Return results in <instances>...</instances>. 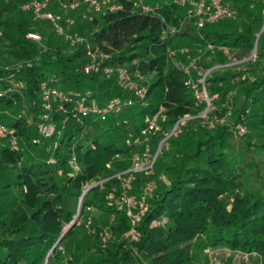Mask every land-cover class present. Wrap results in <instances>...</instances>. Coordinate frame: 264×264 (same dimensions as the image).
I'll list each match as a JSON object with an SVG mask.
<instances>
[{"label":"trees","instance_id":"1","mask_svg":"<svg viewBox=\"0 0 264 264\" xmlns=\"http://www.w3.org/2000/svg\"><path fill=\"white\" fill-rule=\"evenodd\" d=\"M29 1L0 0V122L18 144L13 150L11 135L0 139V264H197L199 251L217 247L264 264V0H220L231 15L202 26L193 6L199 0H99L103 13L67 30L108 55L91 73L83 71L84 45L24 9ZM75 1L83 0H52L48 9L58 13L59 2ZM30 31L40 40L28 38ZM196 52L204 68L222 65L206 76V91L214 113L228 103L229 125L198 117L206 106L190 83L198 75L183 68ZM228 52L241 62L230 65ZM105 65L125 67L144 97L105 73ZM46 82L88 92L92 105L115 98L133 104L105 119L54 112L55 133L43 137L37 122ZM160 107L152 152L176 122L178 131L154 161L153 189H142L144 172L132 173L129 193L145 203L132 209L138 239L129 240L123 188L109 167L132 165L115 159L127 157ZM240 125L249 128L247 140L236 139ZM104 228L111 235L103 246Z\"/></svg>","mask_w":264,"mask_h":264},{"label":"built area","instance_id":"2","mask_svg":"<svg viewBox=\"0 0 264 264\" xmlns=\"http://www.w3.org/2000/svg\"><path fill=\"white\" fill-rule=\"evenodd\" d=\"M52 0H30L27 4L23 6L24 9H30L33 11L34 15L38 19H46L49 20L56 28L57 32L63 35L67 40H69L72 44H83L85 53L88 57L87 63L83 66V71L85 73L91 72H98L101 70L102 65L106 59H108V55H105L99 52L97 49H93L91 43L83 36H79L73 34L61 27L60 21L62 17L48 9V6ZM186 0H173L175 4H182ZM80 4L85 6L86 12L92 13H103V7L99 0H83L81 3L79 1L66 3L60 2L63 8L75 9ZM114 6L111 7L113 9ZM142 9L145 11H150L151 8L145 5H142ZM195 14L199 16L201 19L198 23L199 26H202L204 22L213 21L219 17L224 15L230 16L231 12L223 7L220 3V0H199L197 4V9ZM69 25L73 23V20L67 21ZM173 30V29H172ZM260 32H264V21ZM27 37L33 40L39 41L40 35L29 32L27 33ZM208 48L211 49L212 46L208 45ZM255 53H252L250 57ZM253 57V56H252ZM185 72L188 75L192 73L188 69V67L183 66ZM103 71L107 74H113L119 76L122 82L133 92L136 93L138 97L143 98L146 89L139 87L136 82L132 79L131 74L125 67L117 66L112 67L109 65H105L103 67ZM206 74H203L196 82L193 79L190 80L192 88L195 91L198 99V89L196 85H201L203 89H206V82H205ZM56 79H50L49 82H55ZM49 82L43 83L41 86L42 92V107L43 111L39 116V120L37 122L38 130L43 137H50L55 133L56 127L53 121V113L60 112L65 115L66 118L69 116L79 120L81 117L87 116L89 114L97 115L100 119H105L111 113H118L122 108L130 106L133 104L132 99L128 98H115L113 100L108 101L103 106L92 105L88 103L89 93H83L77 90H67L62 91L59 90L57 87L51 85ZM199 101V100H198ZM163 108L160 107L159 111L156 113L153 118L149 119L147 125L141 130V134L145 135L150 131H157L159 130V123L158 119L162 115ZM65 121L62 122V127H64ZM239 131L244 133L245 127L239 126ZM11 135V131L7 129L5 124L0 122V139L5 138L6 136ZM12 136V135H11ZM138 139V138H136ZM135 139V142L137 141ZM10 147L13 150H18V144L16 142V138L14 136L11 137L9 141ZM144 159H135V163L127 170L126 174L127 177L123 183V190L119 196V201L126 206L127 215L131 219L130 229L126 233V237L131 240L138 239V232L136 230V221L138 219L132 212L134 206H138L140 209L144 206V199L134 200L131 198L127 193V189L130 185L131 180V173L141 170L143 168H151L154 162L155 157L151 159V154L149 153V145L148 143L145 146V153L143 154ZM144 160V162H143ZM148 188H145L144 191L146 192ZM109 198L112 197L110 194ZM244 259H248L246 254H243Z\"/></svg>","mask_w":264,"mask_h":264},{"label":"rangeland","instance_id":"3","mask_svg":"<svg viewBox=\"0 0 264 264\" xmlns=\"http://www.w3.org/2000/svg\"><path fill=\"white\" fill-rule=\"evenodd\" d=\"M198 2L199 1H197L196 3H193V6L195 7L194 9H197ZM59 6L61 8L58 7V9L60 10V12H58V14L65 21L64 25H61V27H63V29H65V30H69V31L71 29L75 28L74 26H76L77 23H81L82 20L90 18L91 16H93L92 14L95 13V12H92V13L86 12L85 6L82 4H80L75 9L63 8L61 5H59ZM71 20H73V23L71 25H69L67 21H71ZM30 32L36 33L35 31H30ZM84 32L87 33V28L84 30ZM71 33L84 37V35H81L76 31H73V32L71 31ZM36 34H38V33H36ZM258 34H260V33H258ZM38 35H40V34H38ZM228 53H229L228 56L231 58V62L229 63L230 65H237L241 62L237 57H233L230 52H228ZM252 53H255V52L252 51ZM252 56H254V55H252ZM187 58H188V61L184 66L188 67V69L190 70L191 73L195 72L198 75L197 79H199V77H201L203 74H206V76H207L210 73L212 68H220L222 66V65L214 63V65L211 68H204L201 64H199V62L202 59V54L197 53V52L195 55H192V56L188 55ZM212 59H213L212 57H209L207 61L210 62V60H212ZM201 89H202V91L197 92L199 103H202V102L206 103V106L198 114V117H200L202 119V121H201L202 124L203 123H205V124L221 123V124L229 125L231 122L230 121L231 117L229 115V109L230 108H228L229 107V105H227L228 103L222 104L221 107H215V109L218 111V113H214L213 112L214 105L211 103V100L208 96L206 89H203L202 86H201ZM226 110H228L227 113H226ZM161 117H162V115L159 117L158 120H160ZM188 118H189V116L184 117V119H188ZM177 125H178V122H176L174 124V126L170 129V133L168 134V136H170L172 133L178 131ZM241 126L245 127V132L242 133L238 129L239 133L237 134V137H236V139L238 141H241L242 139L247 140L248 135H249V133H248L249 128L246 125H241ZM155 132L156 131H154V132L150 131L149 133H147L145 135L141 134L139 137H137L138 139H136L137 140L136 142L134 140L133 143H131V149H130V152L128 153L127 157H122V158L117 157L115 159V161L116 162H125L126 159H129V161H131L132 165H133L136 162L135 159H137V158L144 159L142 157H143V154L145 153V146L147 143L149 145V153L151 154V159L153 157H155V159H156L157 155L160 153L162 145L165 146V140L167 139L168 136L161 139L157 143V145L154 149V152H152L151 149L153 148V146L151 145V140H153L154 136H156ZM149 135H152L153 137L150 138ZM149 139H150V142H149ZM155 159H154V161H155ZM143 162H144V160H143ZM130 167L128 169H130ZM128 169L121 171L120 168H118L117 166L111 165L109 167V173H112L113 176L117 177L119 179L120 185H122V187H123V183L127 177L126 172ZM136 172H144L143 173L144 176L147 177V180L143 182L144 184L142 185V189L148 188V190H150V189L154 188V186L156 185V182H157L156 179L152 178V175L155 172L154 162H153V165L151 168H143V169L138 170ZM163 175L164 174H162V179L164 180L165 177ZM128 176L132 177V173ZM91 186H94V185H91ZM130 187L131 186L129 185V188L127 189L126 193L131 198L134 199V197L131 196L129 193L131 190ZM110 194H111V192H108L107 197ZM134 200H139V199L135 198ZM125 208H126V206H125ZM87 211L90 215V210H87ZM86 222H87V219H86ZM86 227H87L86 233L89 236V238L92 239L94 236L95 230L93 228H90V225H88V224L86 225ZM79 232H82V230H79ZM103 233H105V235H103V237L101 239V243L104 246L105 240L108 238V236L111 235V233L109 232L108 228H104ZM77 236L79 237V240L82 239V235H81V237H80V235H77ZM125 236H126V234H125ZM129 240H131V239H129ZM243 256L244 255L242 253L232 252L228 248L217 247V248L207 249V250L201 251V252L199 251V258H198L197 264H243L242 261L247 262L244 264H255L252 257H250L249 259L246 260L243 258Z\"/></svg>","mask_w":264,"mask_h":264},{"label":"water","instance_id":"4","mask_svg":"<svg viewBox=\"0 0 264 264\" xmlns=\"http://www.w3.org/2000/svg\"><path fill=\"white\" fill-rule=\"evenodd\" d=\"M259 35V34H258ZM253 52H255V48L253 49Z\"/></svg>","mask_w":264,"mask_h":264}]
</instances>
